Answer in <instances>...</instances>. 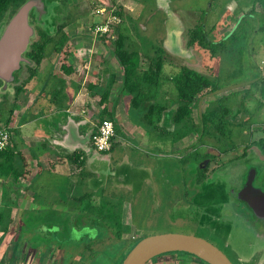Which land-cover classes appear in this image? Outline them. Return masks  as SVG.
<instances>
[{
  "label": "rangeland",
  "instance_id": "1",
  "mask_svg": "<svg viewBox=\"0 0 264 264\" xmlns=\"http://www.w3.org/2000/svg\"><path fill=\"white\" fill-rule=\"evenodd\" d=\"M53 1L57 2L58 6L52 5ZM105 1H108L109 4L103 5L100 0H45L49 10L42 16V23H38L34 11L30 13L29 19L32 22L30 20L29 22L33 28L48 29L51 33L55 32L58 25L66 24L64 31L69 38L88 37L91 34L89 31L91 23L93 21L100 22L103 19L94 11L98 6L102 8L104 6L121 12L122 22L120 24L124 21L131 27L132 35L137 39L136 45L140 46L143 40L138 34V27L142 31L147 28L148 35L152 32L156 36H160L157 38L162 37L163 41L167 34L173 32L172 34L177 38L179 44L181 39L186 42L189 31L200 22H204L207 30L217 23L219 17L220 20L225 19L224 21L228 20L226 23H229L230 16L226 9L228 3L237 4L244 11H247V8L250 10L254 4L264 5V0ZM150 11L152 12L150 13ZM144 16H146V20L142 21ZM249 19L258 21V16L257 14H248L245 20ZM221 22L223 23V21ZM211 31L210 35L212 36ZM34 34L31 41L38 39L35 30ZM258 36L262 35L258 34ZM99 38L104 40L107 38L108 49L113 50L115 35ZM167 46L173 49L170 44ZM244 46L247 48L249 44ZM143 48L145 50V47L137 46L135 51L138 55L143 51ZM183 51L176 50V53L180 55L182 53L184 56L186 52ZM47 54L53 55L51 45L47 49ZM196 63L195 61L188 65L198 68ZM222 63H224L223 59ZM180 65L179 61L169 64V69L168 67L164 69L160 79V84L162 83L160 88L165 89L161 90L156 87L153 91V102L164 104L166 109H174L176 106L175 87ZM259 74L260 72L256 70V73H252V77H259ZM27 75V70H23L19 74L20 81L24 80ZM248 79H250L248 75L242 78L245 81ZM234 82L237 83V81ZM222 83V86H228L229 82ZM1 84L0 82V128H8L10 121L13 120L8 109L11 104L15 108L18 99L14 97L13 91L10 92V89L15 86L14 83L10 84L7 90H3ZM33 87L35 86L33 85ZM255 87L254 84L253 89ZM253 89L247 96V100L251 96L249 105L242 95L235 96L242 91H235V93L231 89L217 95L204 96L201 99L199 110L203 112L212 105L215 106L218 98L229 96L231 113L227 116L226 121H223L225 123L223 135H220L224 145L210 136H203L200 141H196V135L191 134L182 144L185 153H177L176 147L170 146V143H164L166 141L165 134L170 132L172 127L171 125L164 126L163 115L160 117L161 122H156L159 132L158 140L153 139L154 143L149 142L148 145H142L143 147L137 146L135 140L129 136H123L121 130L118 131L119 134L116 135H121L123 141L119 138L116 139L112 151L109 152L112 157L110 165L104 162L100 168H106L107 164L115 173L106 177L101 184L107 194L105 199L107 203L122 202L121 221L128 226L124 228L129 229L128 232L123 233L124 239L165 233L192 235L213 244L233 264H264L263 225L253 219L248 208L236 201L229 193L231 190L241 188L250 169L256 170L253 186L264 191V150L262 148L264 135L262 138L257 137L260 136L257 131L262 132L260 129L264 127V103L261 102L262 97H258ZM205 93L206 91H204ZM147 96H152V92L147 93ZM160 98L163 99L162 102ZM240 100L242 101L240 102ZM236 101L240 102V105L236 106ZM139 115L140 113L137 112L136 117L129 114L127 116L131 119L130 121L136 125H142L141 127L144 129L146 125L141 120L142 116ZM192 116L196 120V108H194ZM221 117L222 115L218 114L216 123L221 121ZM238 123H243V125L238 127ZM9 128L8 130L12 133ZM150 134H152V130ZM251 135L254 141L249 138ZM91 145L89 147L93 148ZM226 147L229 149L234 147V149L225 152ZM159 153L163 155H158ZM179 156L185 158L184 162L179 160ZM80 161L73 162L69 173L71 176L76 177L80 172H83V170L81 171L82 166L88 165ZM204 167H206V171H204ZM199 170L204 171V181L198 183ZM101 177L104 178L103 173ZM1 179L4 180V178ZM90 200L93 206L98 205L94 198ZM74 203L77 205L78 213L82 212L83 205H78L76 201ZM56 205L66 206L65 203ZM109 205L107 208L110 209ZM67 212H72V210L68 209ZM114 212L118 213L117 210ZM11 220L13 222V219ZM16 220L9 225L7 234L0 242V264H61L62 256L54 253L52 249L41 252L39 248H27L26 250L22 248L23 251L17 253L21 236ZM97 232L98 229L84 228L80 233L74 231L71 237L75 242L81 237H85L87 240L89 237L94 238ZM94 249L98 250V247ZM79 258L80 256L77 255L75 260L77 261ZM182 260L190 261V263H185ZM90 261L92 264L103 263L99 259H92L90 254L85 258L83 264H88ZM148 264H200V262L188 254L177 253L175 257L154 258Z\"/></svg>",
  "mask_w": 264,
  "mask_h": 264
},
{
  "label": "crops",
  "instance_id": "2",
  "mask_svg": "<svg viewBox=\"0 0 264 264\" xmlns=\"http://www.w3.org/2000/svg\"><path fill=\"white\" fill-rule=\"evenodd\" d=\"M101 1L103 5L109 4L108 1ZM226 9L230 16L229 23H226L228 20H220L219 17L217 23L210 28L214 42H227L226 62L221 64L220 60L224 56L219 57L218 64L214 66L215 75L233 76V79H229L227 87L234 92L242 91L235 96L242 95L246 100L255 84L253 90L258 97H262L261 102L264 103V5L254 4L250 10L247 8V11H244L237 4L228 3ZM248 14H257L258 21L251 19L246 21L245 17ZM123 26L133 37L131 27L127 24ZM170 34L164 35V48L173 56L182 59V64L194 62L192 51H183L184 40H179L178 44L174 34ZM105 39L94 37L92 34L88 37H71L72 50L67 64L72 67L73 72L67 75L60 69L61 55L47 54L36 68L34 78L17 96V105L12 113L13 120L9 125L12 128L8 127L12 131L10 144L24 155L30 172L28 178H20L18 181L12 178H4V180L0 178V210L6 205L2 202V188L5 186L11 200L10 217L13 222L18 220L24 211L40 212L53 209L67 212L69 209L72 212L68 213L76 214L78 210L74 203L75 197L90 192L91 198L97 201L101 196L107 195L102 184L106 177L115 174L109 167L112 160L109 152L112 149L109 152L98 153L89 147L92 144L91 136L100 119H109L110 114L113 113L123 136L127 135L135 140L137 146L148 145L149 142L154 143V140H158L159 132L158 128H155L156 117L153 119L154 128L150 126L144 129L142 125H136L128 118L130 98L126 91L121 92L123 71L113 50L108 49L109 42L107 38ZM246 44H249L247 48L244 46ZM176 50L186 52V55L177 54ZM139 56L141 65L145 61L142 53H139ZM196 62L199 64L197 59ZM167 67L169 69V65L164 69ZM256 70L260 72L259 77H252V73H256ZM112 75L115 76V83L107 102L101 104L100 92ZM245 75L250 79L242 80ZM89 84L98 90L90 89L92 87H89ZM161 86L162 83L159 88ZM160 99L162 102L163 99ZM250 99L251 96L247 100L248 105ZM240 102L236 101V106L240 105ZM151 130L152 134H150ZM263 132L257 131V134H260L257 137L262 138ZM165 136L164 143L176 147L177 153H185L182 144L186 137L172 143L170 135L166 133ZM118 138L123 141L122 136L117 135L112 148ZM249 138L254 141L252 135ZM76 157L78 161L88 164L81 169L85 174L84 186L78 185L82 172L76 177L69 174L72 161ZM181 158L182 156H179V160ZM104 162L109 165L106 164L104 169L100 168ZM102 173L104 178L101 177ZM58 203H65L66 206L60 207L56 205ZM1 235L0 232V237Z\"/></svg>",
  "mask_w": 264,
  "mask_h": 264
},
{
  "label": "trees",
  "instance_id": "3",
  "mask_svg": "<svg viewBox=\"0 0 264 264\" xmlns=\"http://www.w3.org/2000/svg\"><path fill=\"white\" fill-rule=\"evenodd\" d=\"M26 1L0 0V26L5 25ZM114 14L120 18L121 23V12L118 10ZM143 20H146V16L142 18ZM120 23L113 28L115 35L113 54L123 71L121 92L126 91L130 98L128 114L136 117L137 112L140 113L142 116L141 120L145 123L146 128L150 126L154 128L153 119L156 117L155 122H158L161 120V115H163L164 126L171 125L172 127L170 132H166L170 135L172 143L195 134L196 141H200L203 136H210L224 145L223 138L220 135H223L225 125L223 121H226L227 116L231 113L229 96L218 98L216 100V108L212 105V107L207 108L203 112L199 110V103L204 96L217 95L230 90L229 87L221 84L224 81L233 79V76L228 74L215 75L214 72V66L218 64L219 57L224 56L220 60L221 64H223L222 59L226 62L227 42H214L210 35L211 30H207L204 22L196 25L189 31L188 38L184 43L185 50L192 51L195 57L194 62L196 59L199 62L197 64L198 68H193L188 64H182V59H178L168 52L163 46L162 37L157 38L160 36H156L152 32L148 35L147 28L142 31L137 26L139 29L138 34L143 39L140 46L145 47V50L143 48V51L140 52L143 54L145 62L140 65V56L135 51L137 46L140 47L136 45L137 39L129 35V30L123 26L125 24L124 21L122 24ZM65 27L66 24H60L53 33L49 32L48 29H39L37 33L38 39L31 41L25 55L32 63L31 65L23 64L22 69L27 70V77L25 80L20 81L19 74L23 70L16 74L18 77H15V86L13 88L15 98L25 90V87L34 78L36 68L45 59L49 45H51L53 53L57 56L61 55L59 59L60 69L67 75L73 72L72 67L67 64L71 45L70 38L64 31ZM173 60H178L181 63L175 87L177 99L174 109H166L164 105L153 102V91L156 87L159 88L164 67L174 64ZM114 83L115 76L112 75L100 92L101 104L107 102ZM88 86L92 87L90 89L98 90L91 84ZM204 91H206L205 94ZM150 92H152V96L148 97L147 93L149 94ZM194 108L197 110L196 120L192 116ZM8 110L10 116H12L14 105H10ZM218 114H221L222 117L221 121L216 123ZM109 119L114 124L116 137L120 128L115 122L113 113L110 114ZM242 125L243 123H238L237 126L240 127ZM155 128H157V125ZM260 130L264 131V127ZM115 137L113 143L115 142ZM262 148L264 150V146ZM226 149L225 152H228L231 149L233 150L234 147L231 149L226 147ZM184 159L183 157L181 158L183 162ZM77 161L78 157L72 162L76 163ZM204 171H206V167H204ZM204 171L201 172L199 170L198 183L204 181ZM29 172L27 160L16 147L10 144L7 148L0 150V178H12L14 181H18L20 178H28ZM81 174L80 184L78 185L84 186L86 183L83 181L85 174L84 172ZM90 199V192L74 198L78 205H83L82 212L75 215L53 209L40 212L24 211L17 220L21 237L16 252L20 253L23 251L22 248L25 250L27 248H39L41 252L52 249L54 253L62 256L61 264H83L85 258L90 254L92 259H99L103 262L102 264H121L126 254L144 237L133 239H124L122 237L123 233L129 231V229L126 230L124 228L128 226L121 221L122 214L120 210L122 202L110 204L105 201L106 196H101L99 200L95 201L98 202V205L93 206ZM2 202L6 203V205L0 210V232L2 233L0 242L7 234L9 225L12 223L10 217L11 200L5 186L2 188ZM108 205L111 207L110 209L107 208ZM75 207L77 208V205ZM114 210H117L118 213L116 214ZM250 214L253 217L251 212ZM84 228L98 229L97 235L94 238L86 237L88 238L87 240H85V237H81L78 241H73L72 233L74 231L80 233ZM97 247L98 250L94 249ZM77 255L80 258L76 261L75 257ZM88 264H92L91 261Z\"/></svg>",
  "mask_w": 264,
  "mask_h": 264
},
{
  "label": "water",
  "instance_id": "4",
  "mask_svg": "<svg viewBox=\"0 0 264 264\" xmlns=\"http://www.w3.org/2000/svg\"><path fill=\"white\" fill-rule=\"evenodd\" d=\"M52 5H56V2H52ZM48 7L45 0H27L12 15L2 32L0 30V82L3 90H7L14 83L23 64H32L24 57L35 35L29 16L34 11L38 23H42V16L47 13ZM10 90L13 91L12 88ZM255 177L256 170L250 169L242 187L231 190L230 193L236 201L245 204L253 218L264 227V191L253 186ZM167 253L192 255L206 264H233L221 250L207 240L175 233L142 238L126 254L121 264H147Z\"/></svg>",
  "mask_w": 264,
  "mask_h": 264
},
{
  "label": "built area",
  "instance_id": "5",
  "mask_svg": "<svg viewBox=\"0 0 264 264\" xmlns=\"http://www.w3.org/2000/svg\"><path fill=\"white\" fill-rule=\"evenodd\" d=\"M115 9L98 7L94 13L103 17L102 21H93L90 32L94 37H113V28L120 23V18L114 14ZM115 137L113 122L108 118L100 120L91 136L93 149L98 153L109 152ZM11 132L7 127L0 128V150L10 145Z\"/></svg>",
  "mask_w": 264,
  "mask_h": 264
},
{
  "label": "flooded vegetation",
  "instance_id": "6",
  "mask_svg": "<svg viewBox=\"0 0 264 264\" xmlns=\"http://www.w3.org/2000/svg\"><path fill=\"white\" fill-rule=\"evenodd\" d=\"M53 2H55V1H53ZM100 2H102L101 0H100ZM101 4H104L103 2L101 3ZM56 5L58 6V3L56 2ZM29 18H30V16H29ZM30 20V19H29ZM30 22H32L31 20H30ZM7 24V23H6ZM6 24L2 27V25L0 26V30H1V32H2V30L4 29V27L6 26ZM31 24V23H30ZM32 25H33V23H32ZM34 30L36 31V33H38V31H39V27H35L34 28ZM28 50V49H27ZM27 52V51H26ZM26 52L24 53V57H26L25 55H26ZM23 68V65H22V67L20 68V70H23L22 69ZM19 70V71H20ZM17 76V75H16ZM18 77V76H17ZM14 84H15V82H14ZM249 172V171H248ZM244 184V183H243ZM242 184V185H243ZM242 187V186H241ZM240 189V188H239ZM238 189V190H239ZM263 230H264V227H263ZM263 234H264V232H263ZM177 253H167V254H164V255H160V256H158V257H156V258H159V257H162V256H174L175 257V255H176ZM192 258H195L194 256H192V255H190ZM153 260V259H152ZM152 260H150V261H152ZM195 260H197L198 262H200V264H206V263H204V262H202L201 260H199V259H197V258H195ZM149 261V262H150ZM183 262H185V263H190V261H185V260H182ZM148 262V263H149ZM147 263V264H148Z\"/></svg>",
  "mask_w": 264,
  "mask_h": 264
}]
</instances>
